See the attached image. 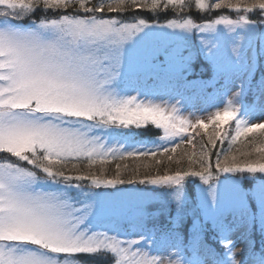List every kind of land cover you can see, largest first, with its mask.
I'll return each instance as SVG.
<instances>
[{
	"label": "snow or ice",
	"instance_id": "snow-or-ice-1",
	"mask_svg": "<svg viewBox=\"0 0 264 264\" xmlns=\"http://www.w3.org/2000/svg\"><path fill=\"white\" fill-rule=\"evenodd\" d=\"M203 94L207 123L181 109ZM250 116L264 0H0V264H264ZM149 126L166 143L137 150Z\"/></svg>",
	"mask_w": 264,
	"mask_h": 264
},
{
	"label": "rangeland",
	"instance_id": "rangeland-1",
	"mask_svg": "<svg viewBox=\"0 0 264 264\" xmlns=\"http://www.w3.org/2000/svg\"><path fill=\"white\" fill-rule=\"evenodd\" d=\"M232 18H235L234 14ZM227 98H231V97L230 96L225 97V99ZM218 102L219 101L217 100V103ZM171 103H175V101H171ZM217 103L213 101L204 102L203 100H201L200 102L198 101L190 107L186 105L187 101L185 100L184 103L181 105V109L183 111L184 116L187 117L189 115H192L193 119H195L196 116H200L202 119H204L205 123H207L208 114L216 110L215 108L212 107V105L217 104ZM248 119L250 120V122L264 123V118H259L258 116H250L248 117ZM231 126L234 127L233 125ZM149 130H154V132L157 131V134L160 135L159 131L156 130L154 127L149 126ZM149 130L148 131L141 130V134L143 135L142 140H137L136 138L135 141H133V143H135L137 150L141 148L147 150V149L160 146L162 143H166L162 141H157L156 139L158 138L156 137L154 140H150L151 134ZM206 132H207V135H214L213 126L210 125L207 130L190 129L189 134L195 136V139L193 141V146H189L186 142L182 143L181 146L177 149L176 153L172 154L174 159L179 158L185 152L189 154H191L193 151H195L196 153H199V142L201 138H203L204 141L207 142ZM249 136H248L249 138L241 137L240 140H238L236 144L232 146V151H231L232 155H236L241 160L245 158L243 155L245 153H251V158H257L262 155L261 153L256 152V149L264 148V133L257 132V133L250 134ZM252 136L253 138H251ZM140 141H143V143H140ZM149 141H156V143L153 144V143H150ZM224 144H228V143L225 142ZM120 163L122 165L127 164L129 166V169H131L137 165L152 164L154 163V161L151 157L149 158L137 157V158H128L125 161H120ZM183 164L184 166L187 165V159L184 160ZM114 166H115V162H113L110 165V167L112 168H114ZM172 166L175 167V164H173ZM96 167L98 168L99 166L97 165ZM143 171L144 169L141 168V172ZM151 171L153 172V174H155V169H151Z\"/></svg>",
	"mask_w": 264,
	"mask_h": 264
},
{
	"label": "trees",
	"instance_id": "trees-1",
	"mask_svg": "<svg viewBox=\"0 0 264 264\" xmlns=\"http://www.w3.org/2000/svg\"><path fill=\"white\" fill-rule=\"evenodd\" d=\"M213 18H214V17H213ZM249 137H250V136H249ZM249 137H248V138H249ZM251 138H253V136H252ZM219 148H220V145H219V143H218L217 150H218ZM223 148H224L225 150H227V149H228V144H224V145H223ZM215 151H216V150H214V154H213V158H212L214 163H215Z\"/></svg>",
	"mask_w": 264,
	"mask_h": 264
}]
</instances>
